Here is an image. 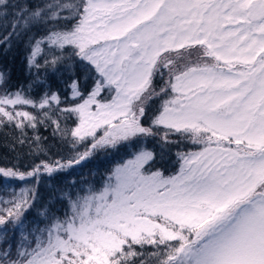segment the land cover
<instances>
[{
  "label": "snow or ice",
  "instance_id": "obj_1",
  "mask_svg": "<svg viewBox=\"0 0 264 264\" xmlns=\"http://www.w3.org/2000/svg\"><path fill=\"white\" fill-rule=\"evenodd\" d=\"M14 46L29 79L0 69L18 161L0 178L22 182L0 195V264H264V0H0Z\"/></svg>",
  "mask_w": 264,
  "mask_h": 264
},
{
  "label": "trees",
  "instance_id": "obj_2",
  "mask_svg": "<svg viewBox=\"0 0 264 264\" xmlns=\"http://www.w3.org/2000/svg\"><path fill=\"white\" fill-rule=\"evenodd\" d=\"M0 69L6 70L11 74V85L16 86L24 84L28 79V73L24 64V50L22 47H13L12 51L8 52L7 56L0 53ZM11 133L8 130H0V166L11 167L12 164L18 163L15 160L14 154L9 151L5 146L6 136H10ZM41 135L49 138V143H54L51 140V131L42 130ZM149 146H152L150 143ZM54 148L53 151H56ZM67 149H63V153H66ZM124 155L123 150L121 152H97L89 159L81 162L79 165H75L68 173L60 175L55 183H61L67 185L72 181L80 182L83 180H91L94 177L99 179L108 168H110L115 162H117ZM23 164L27 165L31 163L28 158H22ZM22 182L14 180H6L0 178V195H4L7 198V193L13 188H18ZM53 182H49L47 179H42L39 182L37 188L36 203L34 207L28 212L27 219L32 220L36 217L37 212L40 210L42 203L47 201L49 193L51 191ZM26 186H33L29 182Z\"/></svg>",
  "mask_w": 264,
  "mask_h": 264
}]
</instances>
